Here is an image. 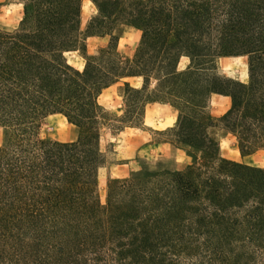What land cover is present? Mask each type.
<instances>
[{"label":"trees","instance_id":"1","mask_svg":"<svg viewBox=\"0 0 264 264\" xmlns=\"http://www.w3.org/2000/svg\"><path fill=\"white\" fill-rule=\"evenodd\" d=\"M88 1L83 30L82 0H16L18 24L0 26V264H264V168L220 153L228 133L241 156L264 150V0ZM119 26L139 31L130 57ZM90 36L108 40L89 54ZM239 56L245 82L219 71V58ZM127 77L140 86L122 82L115 115L98 96ZM213 94L230 99L218 116ZM155 102L175 110L165 141L190 162H142L108 177L100 200L101 129L138 127ZM54 114L75 138L38 137Z\"/></svg>","mask_w":264,"mask_h":264},{"label":"rangeland","instance_id":"2","mask_svg":"<svg viewBox=\"0 0 264 264\" xmlns=\"http://www.w3.org/2000/svg\"><path fill=\"white\" fill-rule=\"evenodd\" d=\"M93 13L92 6L86 0H82L80 13V28L82 30ZM21 15V4L17 3L16 0H0L1 27L14 28L18 24ZM114 34L118 36L117 50L119 53L124 57H130L138 42L139 31L130 27L119 26L115 29ZM107 40L108 36L87 37L84 41L86 52L89 54L96 53L100 47L106 45ZM65 55L73 66L82 67L83 58L77 51H71ZM244 60L245 58L242 57L222 58L218 63L219 71L227 77L242 79ZM186 62L187 58H180L178 67H184ZM130 82L136 85L139 78L131 79ZM122 93L123 86L119 81L104 89L98 96V102L109 112L121 115L124 108ZM223 104L224 98L213 94L208 100L207 110L211 115L217 116L221 113ZM162 112L157 113L155 110H150L147 114L149 117L154 114L160 116ZM164 114L168 113L164 112ZM164 129L162 121L161 124L152 123L151 126H145L142 121L138 127L126 126L118 133H111L107 127L101 129L99 147L104 155V163L97 172V191L100 200L104 199L105 182L108 177L127 176L130 171L138 169L142 162L153 163L164 159L169 166L174 168H183L190 162V158L186 155L182 146H174L165 141L169 137L163 131ZM37 135L42 139L68 141L75 138L76 131L61 115L54 114L40 121ZM2 136L3 131L0 128V143L2 142ZM163 142L171 146L162 145ZM220 153L225 158L264 168V150H257L241 157L236 146V140L229 133L220 138Z\"/></svg>","mask_w":264,"mask_h":264},{"label":"crops","instance_id":"3","mask_svg":"<svg viewBox=\"0 0 264 264\" xmlns=\"http://www.w3.org/2000/svg\"><path fill=\"white\" fill-rule=\"evenodd\" d=\"M91 6H92V4H91V2L90 1H88V0H86ZM92 8H93V6H92ZM94 9V8H93ZM131 28V27H130ZM132 29H134V28H132ZM245 58V57H243V56H239V57H232V58ZM182 58V57H181ZM186 58V57H185ZM222 58H226V57H221V58H219V60H221ZM219 60H218V63H219ZM186 64H187V62H186ZM244 71V75H243V78L242 79H237V78H235V79H237V80H239V81H241V82H245L246 81V79H247V71H246V60H244V69H243ZM135 78H138V77H127V78H124V79H122V80H120L121 81V83L123 82V81H127L131 86H133V87H139L140 86V78H139V82H138V84H136V85H134V84H132L131 82H130V80L131 79H135ZM117 82H119V81H117ZM116 82V83H117ZM115 84V83H114ZM113 85V84H112ZM111 86V85H110ZM110 86H108V87H110ZM108 87H106V88H108ZM105 88V89H106ZM104 90V89H103ZM102 90V91H103ZM101 94V93H100ZM214 95H217V96H221L222 98H224V104L222 105V111H221V113L220 114H222V113H224L225 111H226V109L229 107V104H230V99H229V97L228 96H226V95H220V94H214ZM150 110H155L157 113L159 112V111H163L162 112V115H160V116H157V114H154V115H152V116H148V114H147V112L148 111H150ZM164 112H166V113H168V114H164ZM219 114V115H220ZM218 116V115H217ZM64 118V117H63ZM150 121H149V120ZM175 119H176V112H175V110L172 108V107H170L169 105H167V104H162V103H147L145 106H144V110H143V114H142V121H143V124L145 125V126H151L152 125V123L153 124H161V121H162V123H163V126H164V128H167V127H170V126H172L173 125V123L175 122ZM65 120V119H64ZM160 121V122H159ZM146 142H148V141H146ZM162 145H166V146H171L170 144H168V143H166V142H163L162 143ZM138 150V149H137ZM240 155V154H239ZM241 156V155H240ZM241 157H245V156H241ZM233 160V159H232ZM236 161V160H235Z\"/></svg>","mask_w":264,"mask_h":264}]
</instances>
